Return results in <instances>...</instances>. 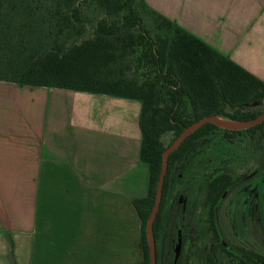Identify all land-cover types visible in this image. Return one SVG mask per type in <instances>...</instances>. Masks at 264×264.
<instances>
[{
	"label": "crops",
	"instance_id": "crops-1",
	"mask_svg": "<svg viewBox=\"0 0 264 264\" xmlns=\"http://www.w3.org/2000/svg\"><path fill=\"white\" fill-rule=\"evenodd\" d=\"M146 2L264 81V0ZM141 110L135 98L0 80V264H141Z\"/></svg>",
	"mask_w": 264,
	"mask_h": 264
},
{
	"label": "trees",
	"instance_id": "trees-1",
	"mask_svg": "<svg viewBox=\"0 0 264 264\" xmlns=\"http://www.w3.org/2000/svg\"><path fill=\"white\" fill-rule=\"evenodd\" d=\"M0 80L142 101L140 155L149 167L150 183L145 196L132 199L141 219V264H150L146 227L166 148L187 126L205 116L244 121L264 112L261 78L146 0H0ZM216 130L251 135L264 132V121L240 130L208 122L170 154L154 222L158 264H182L181 255L175 259L174 244L170 254L159 248L161 232L165 234L168 227L174 226V242L179 228L184 239L190 236L185 205L178 201L172 178L199 141L207 142ZM165 136H171L168 143ZM263 165L236 177L225 168H216L208 176L205 205L219 239L220 204ZM9 241L14 260L10 236ZM209 257V263L216 264L214 256ZM238 264H264V255L244 251Z\"/></svg>",
	"mask_w": 264,
	"mask_h": 264
},
{
	"label": "rangeland",
	"instance_id": "rangeland-1",
	"mask_svg": "<svg viewBox=\"0 0 264 264\" xmlns=\"http://www.w3.org/2000/svg\"><path fill=\"white\" fill-rule=\"evenodd\" d=\"M171 136H165L168 143ZM199 141L196 151L175 173L177 196L187 204L188 228L182 264H206L208 247L213 242L205 205L207 178L216 168L233 176L246 174L264 164V132L253 134L212 132ZM264 166V165H263ZM219 219L228 242L264 254V167L253 180L233 189L219 208ZM171 228V227H170ZM172 230V228L170 229ZM172 232V231H171ZM171 251V249H170ZM168 251V254H170ZM218 264H237L235 257L219 250Z\"/></svg>",
	"mask_w": 264,
	"mask_h": 264
},
{
	"label": "water",
	"instance_id": "water-1",
	"mask_svg": "<svg viewBox=\"0 0 264 264\" xmlns=\"http://www.w3.org/2000/svg\"><path fill=\"white\" fill-rule=\"evenodd\" d=\"M219 117H221V116L209 115V116H205V117L193 122L192 124L187 126L183 130V132L164 151L163 165H162V169H161V173H160L159 182L157 185V193H156L155 203H154V206L152 208L151 214L148 218L147 227H146L147 240H148L149 250H150V264H158V262H157V242H156V237L154 234V222H155V219L157 217V214L159 212L161 202H162L164 184H165L166 174H167L168 167H169L170 154L175 149H177L181 145V143L191 133H193L195 130H197L198 128H200L201 126H203L204 124H206L208 122H212V123H215L216 125H218L220 127L232 129V130L247 129L249 127L255 126V125L263 122L264 121V112H262L260 115H258L257 117H255L253 119L244 120V121L228 119V120H230V122H226V121L220 120ZM222 118H224V117H222ZM224 119H227V118H224ZM182 240H183L182 233L179 232L178 243L175 247V259L176 260L178 259L179 255H180Z\"/></svg>",
	"mask_w": 264,
	"mask_h": 264
},
{
	"label": "flooded vegetation",
	"instance_id": "flooded-vegetation-1",
	"mask_svg": "<svg viewBox=\"0 0 264 264\" xmlns=\"http://www.w3.org/2000/svg\"><path fill=\"white\" fill-rule=\"evenodd\" d=\"M252 180H253V178H251ZM251 179H249V180H251ZM172 180H173V183H175V180H176V177H174V178H172ZM249 180H247V181H249ZM246 181V182H247ZM245 183V182H244ZM243 183V184H244ZM242 184V185H243ZM239 187V186H238ZM174 188H176V185H173V189ZM237 188V187H236ZM175 192V191H174ZM173 192V193H174ZM175 194V193H174ZM173 194V195H174ZM227 197V196H226ZM225 197V198H226ZM178 199H182V197L179 195V198ZM179 202H180V200H178ZM224 201V200H223ZM222 201V202H223ZM183 203V202H182ZM222 204V203H221ZM221 204H220V206H221ZM184 205H185V209H186V203L184 202ZM220 206H219V208H220ZM219 208H218V213H217V222H218V226H219V235H220V239L218 238V237H216V235H215V232H214V230L212 229V227H211V222H210V217H209V210H206V214L204 215L205 217H207V220H208V222H209V228H210V231L212 232V234H213V242H211V244H209V247H208V253H207V263L206 264H210L209 263V256L210 255H213L214 257V259H216L215 261H216V264H218L219 263V250L221 249V250H223V251H226V252H228L230 255H232L233 257H235L236 258V260H237V264L239 263V261H240V256L243 254V252L244 251H251V252H256V253H259V252H257V251H255V250H253V249H248V248H245V247H241V246H238V245H235V244H232V243H230V242H228V240L225 238V233H224V231H223V229H222V226H221V223H220V219H219ZM168 232V231H167ZM167 232L165 233V236H164V238L162 239L163 240V242L164 241H166V239H167ZM179 232H181L182 233V238H183V240H182V246H181V250L183 251V249L186 247V240H187V238H185L184 239V232H183V230H182V228H179V230H178V233H177V238H176V240H175V242H173V244H174V254H175V247H176V245H177V243H178V236H179ZM188 233H190V229L188 228ZM188 237V236H187ZM159 245L161 246V244L159 243ZM259 254H261V255H264V254H262V253H259ZM181 256H183L182 255V253L180 254ZM179 255V256H180ZM179 258V257H178ZM183 258V257H182Z\"/></svg>",
	"mask_w": 264,
	"mask_h": 264
},
{
	"label": "bare ground",
	"instance_id": "bare-ground-1",
	"mask_svg": "<svg viewBox=\"0 0 264 264\" xmlns=\"http://www.w3.org/2000/svg\"><path fill=\"white\" fill-rule=\"evenodd\" d=\"M219 119H220V120H223V121H226V122H230V120H228V119H224V118H222V117H219Z\"/></svg>",
	"mask_w": 264,
	"mask_h": 264
}]
</instances>
